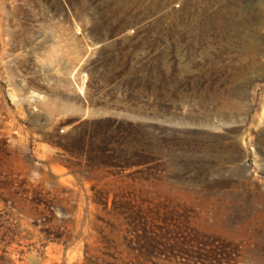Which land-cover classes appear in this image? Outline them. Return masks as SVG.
Segmentation results:
<instances>
[{
    "label": "rangeland",
    "instance_id": "1",
    "mask_svg": "<svg viewBox=\"0 0 264 264\" xmlns=\"http://www.w3.org/2000/svg\"><path fill=\"white\" fill-rule=\"evenodd\" d=\"M260 205L264 0H0V264H264Z\"/></svg>",
    "mask_w": 264,
    "mask_h": 264
},
{
    "label": "trees",
    "instance_id": "2",
    "mask_svg": "<svg viewBox=\"0 0 264 264\" xmlns=\"http://www.w3.org/2000/svg\"><path fill=\"white\" fill-rule=\"evenodd\" d=\"M121 123L114 125L110 118H96L85 120L82 131L70 136L68 150L80 155L86 151L88 162H97L101 165L124 166L130 165L133 157L138 154L137 146L130 142L136 135L134 128H123ZM108 198V197H107ZM107 198L103 203H107ZM113 200V204H117Z\"/></svg>",
    "mask_w": 264,
    "mask_h": 264
},
{
    "label": "bare ground",
    "instance_id": "3",
    "mask_svg": "<svg viewBox=\"0 0 264 264\" xmlns=\"http://www.w3.org/2000/svg\"><path fill=\"white\" fill-rule=\"evenodd\" d=\"M256 205V204H255ZM261 206V205H260ZM256 211H259V213H262V214H264V205L263 206H261V207H259V208H257L256 209ZM249 222V221H248ZM254 237V236H253ZM259 238V237H258ZM261 239V238H260Z\"/></svg>",
    "mask_w": 264,
    "mask_h": 264
}]
</instances>
